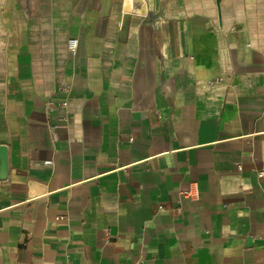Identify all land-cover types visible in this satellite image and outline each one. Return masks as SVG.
Instances as JSON below:
<instances>
[{
	"label": "crops",
	"instance_id": "0c3cea01",
	"mask_svg": "<svg viewBox=\"0 0 264 264\" xmlns=\"http://www.w3.org/2000/svg\"><path fill=\"white\" fill-rule=\"evenodd\" d=\"M0 144V264H264V0H0Z\"/></svg>",
	"mask_w": 264,
	"mask_h": 264
},
{
	"label": "built area",
	"instance_id": "2783aa9c",
	"mask_svg": "<svg viewBox=\"0 0 264 264\" xmlns=\"http://www.w3.org/2000/svg\"><path fill=\"white\" fill-rule=\"evenodd\" d=\"M67 47H68V50L72 53H74L76 51V47H77V40L75 39H69L67 41ZM45 163H50V161L48 162H45ZM258 175L259 176H264V171H258ZM181 194L185 197V198H197V193L194 192L192 189L190 188H187L185 190H182L181 191ZM158 209L162 210V206H159Z\"/></svg>",
	"mask_w": 264,
	"mask_h": 264
},
{
	"label": "water",
	"instance_id": "95a60500",
	"mask_svg": "<svg viewBox=\"0 0 264 264\" xmlns=\"http://www.w3.org/2000/svg\"><path fill=\"white\" fill-rule=\"evenodd\" d=\"M8 172V148L0 144V180L6 178Z\"/></svg>",
	"mask_w": 264,
	"mask_h": 264
}]
</instances>
